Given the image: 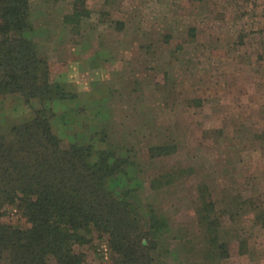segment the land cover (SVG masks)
<instances>
[{
  "label": "rangeland",
  "instance_id": "374dc122",
  "mask_svg": "<svg viewBox=\"0 0 264 264\" xmlns=\"http://www.w3.org/2000/svg\"><path fill=\"white\" fill-rule=\"evenodd\" d=\"M28 3L21 36L68 97L0 96V136L42 110L62 148L126 159L115 187L154 242V264H264V0ZM155 146L169 152L151 157ZM2 212L29 227L16 205ZM87 239L75 253L113 264L108 236Z\"/></svg>",
  "mask_w": 264,
  "mask_h": 264
},
{
  "label": "trees",
  "instance_id": "16d2710c",
  "mask_svg": "<svg viewBox=\"0 0 264 264\" xmlns=\"http://www.w3.org/2000/svg\"><path fill=\"white\" fill-rule=\"evenodd\" d=\"M28 2L0 0V96L62 101L68 95L50 82L47 62L21 36L30 28ZM167 151L155 146L149 153L157 157ZM129 165L92 144L62 148L42 110L13 127L9 138L0 136V260L50 264L52 258L57 264H89L73 246L88 243L93 229L108 236L113 264H154V242L141 230L126 194L115 187ZM204 204L208 212L215 210L209 197ZM13 205L28 228L1 221L2 209Z\"/></svg>",
  "mask_w": 264,
  "mask_h": 264
}]
</instances>
